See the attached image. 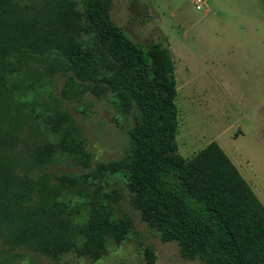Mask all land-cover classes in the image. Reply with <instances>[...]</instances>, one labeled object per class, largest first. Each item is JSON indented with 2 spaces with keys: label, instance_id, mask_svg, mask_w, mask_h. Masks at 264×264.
Segmentation results:
<instances>
[{
  "label": "trees",
  "instance_id": "trees-1",
  "mask_svg": "<svg viewBox=\"0 0 264 264\" xmlns=\"http://www.w3.org/2000/svg\"><path fill=\"white\" fill-rule=\"evenodd\" d=\"M45 2L44 14L18 17L10 0H0V70L11 59L54 56L82 82L103 85L131 125L124 154L97 164L96 176H122L131 207L161 242L175 243L182 258L264 264V206L223 150L210 142L188 159L177 151L176 89L166 40L146 48L133 42L111 21L110 0ZM43 123L58 139L31 149L33 163L45 166L59 154L83 157L66 113L52 111ZM57 179L67 187L76 182L68 175ZM42 185V179L33 185L13 176L0 155V239L9 249L22 246L50 259L73 252L95 262L107 239H125L127 219L90 203L76 222L69 201L36 196ZM34 188L32 200L28 190ZM143 256L153 263L151 248Z\"/></svg>",
  "mask_w": 264,
  "mask_h": 264
},
{
  "label": "rangeland",
  "instance_id": "rangeland-1",
  "mask_svg": "<svg viewBox=\"0 0 264 264\" xmlns=\"http://www.w3.org/2000/svg\"><path fill=\"white\" fill-rule=\"evenodd\" d=\"M10 1L18 17H35L47 8L45 0ZM110 2L111 21L133 42L143 48L160 40L168 44L179 155L191 158L216 142L242 175L243 164L251 163L264 188V0ZM1 69L0 155L12 175L33 185L42 179L43 193L36 196L69 201L77 210L76 222L93 204L127 219L131 228L119 244L107 239L95 262L73 252L45 258L22 246L9 249L0 239V264H147V247L153 251L152 264H203L182 258L175 243L161 242L146 226L130 205L122 176H96L97 164L124 154L131 125L103 85L82 82L54 56L11 59ZM52 111L69 116V130L83 144L84 155L59 154L40 167L28 154L36 145L58 139L43 123ZM60 175L76 182L61 186ZM28 192L35 200L36 189Z\"/></svg>",
  "mask_w": 264,
  "mask_h": 264
},
{
  "label": "crops",
  "instance_id": "crops-1",
  "mask_svg": "<svg viewBox=\"0 0 264 264\" xmlns=\"http://www.w3.org/2000/svg\"><path fill=\"white\" fill-rule=\"evenodd\" d=\"M242 169H243L245 175H242L241 173H239V174L245 180V182L249 185V187L251 188V190L253 191V193L257 197V199L260 201V203L264 206V188L259 186V184L255 180L254 175H256V174L253 170L252 164L249 162H245L242 166Z\"/></svg>",
  "mask_w": 264,
  "mask_h": 264
},
{
  "label": "built area",
  "instance_id": "built-area-1",
  "mask_svg": "<svg viewBox=\"0 0 264 264\" xmlns=\"http://www.w3.org/2000/svg\"><path fill=\"white\" fill-rule=\"evenodd\" d=\"M197 3H199V1H197V2H196V4H197ZM199 7H200V6H199V5H197V8H199Z\"/></svg>",
  "mask_w": 264,
  "mask_h": 264
}]
</instances>
